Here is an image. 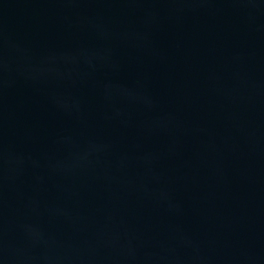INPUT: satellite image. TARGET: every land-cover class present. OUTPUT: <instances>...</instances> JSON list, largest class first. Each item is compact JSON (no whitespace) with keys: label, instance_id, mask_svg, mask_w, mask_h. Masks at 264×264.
Returning a JSON list of instances; mask_svg holds the SVG:
<instances>
[{"label":"water","instance_id":"obj_1","mask_svg":"<svg viewBox=\"0 0 264 264\" xmlns=\"http://www.w3.org/2000/svg\"><path fill=\"white\" fill-rule=\"evenodd\" d=\"M0 264H264V0H0Z\"/></svg>","mask_w":264,"mask_h":264}]
</instances>
